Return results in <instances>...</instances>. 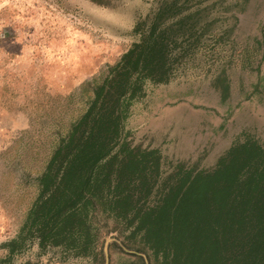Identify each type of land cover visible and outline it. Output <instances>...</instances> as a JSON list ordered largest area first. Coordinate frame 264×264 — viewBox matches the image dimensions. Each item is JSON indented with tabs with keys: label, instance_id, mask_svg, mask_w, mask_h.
Instances as JSON below:
<instances>
[{
	"label": "rangeland",
	"instance_id": "1",
	"mask_svg": "<svg viewBox=\"0 0 264 264\" xmlns=\"http://www.w3.org/2000/svg\"><path fill=\"white\" fill-rule=\"evenodd\" d=\"M218 2L200 19V24L206 16L215 19L204 38L207 45L179 64L169 82H147L144 97L133 102L125 119L133 144L160 150L162 177L178 162L211 169L247 134L264 138V0ZM158 4L0 0V264H101V245L107 264L134 258L127 252L138 245L128 246L133 241L125 237L129 229L105 212L95 216L100 235L96 258L60 246L43 248L34 240L8 259L1 243L17 235L35 196L31 175L43 166L57 136L84 110L92 94L84 83L115 63L134 41L148 37ZM232 11L238 20L229 40L215 41L233 24L232 18L224 20ZM222 67L230 78L223 99L213 85ZM147 252V262L154 264Z\"/></svg>",
	"mask_w": 264,
	"mask_h": 264
},
{
	"label": "trees",
	"instance_id": "2",
	"mask_svg": "<svg viewBox=\"0 0 264 264\" xmlns=\"http://www.w3.org/2000/svg\"><path fill=\"white\" fill-rule=\"evenodd\" d=\"M218 1L224 0L203 6V0H159L148 37L84 83L92 93L84 110L31 175L35 196L17 235L1 243L8 259L34 240L43 248L60 246L96 258L95 216L105 212L129 229L128 246L138 245L127 252L134 258L120 264H149L147 251L154 264H264V138L247 134L211 169L178 162L162 177L160 150L133 144L125 130L130 106L144 97L145 84L169 82L179 64L207 45L215 19L206 16L201 24L200 19ZM228 18L233 24L215 41L229 40L238 16L232 11ZM229 79L223 67L214 77L222 99Z\"/></svg>",
	"mask_w": 264,
	"mask_h": 264
},
{
	"label": "water",
	"instance_id": "3",
	"mask_svg": "<svg viewBox=\"0 0 264 264\" xmlns=\"http://www.w3.org/2000/svg\"><path fill=\"white\" fill-rule=\"evenodd\" d=\"M104 256H105V262H104V264H107V261H108V254H107L106 251H105V253H104Z\"/></svg>",
	"mask_w": 264,
	"mask_h": 264
}]
</instances>
